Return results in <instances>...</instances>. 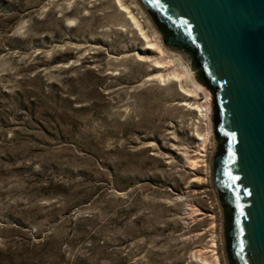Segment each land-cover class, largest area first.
<instances>
[{"label":"rangeland","instance_id":"rangeland-1","mask_svg":"<svg viewBox=\"0 0 264 264\" xmlns=\"http://www.w3.org/2000/svg\"><path fill=\"white\" fill-rule=\"evenodd\" d=\"M192 81L139 0H0V264H227Z\"/></svg>","mask_w":264,"mask_h":264},{"label":"water","instance_id":"water-1","mask_svg":"<svg viewBox=\"0 0 264 264\" xmlns=\"http://www.w3.org/2000/svg\"><path fill=\"white\" fill-rule=\"evenodd\" d=\"M213 95L211 176L227 264H264V0H139Z\"/></svg>","mask_w":264,"mask_h":264},{"label":"bare ground","instance_id":"bare-ground-1","mask_svg":"<svg viewBox=\"0 0 264 264\" xmlns=\"http://www.w3.org/2000/svg\"><path fill=\"white\" fill-rule=\"evenodd\" d=\"M118 2V1H117ZM122 5V4H121ZM120 6V5H119ZM125 7V6H124ZM123 9V8H122ZM130 16V18L132 19V20H134L135 21V19H134V17L132 16V15H129ZM138 27V26H137ZM145 37V36H144ZM146 38V37H145ZM148 39V38H147ZM158 40V39H157ZM151 41V40H150ZM150 41H148L147 40V44H146V46H145V48H147V49H151V48H153V45H156V43H153V42H150ZM157 46V45H156ZM163 49V48H162ZM164 50V49H163ZM161 58V57H160ZM169 61V60H168ZM160 62H162V61H160ZM165 63H167V62H165ZM158 65V64H157ZM177 69V68H176ZM161 74V73H160ZM168 74V73H167ZM173 77H179V76H182V75H189L190 74V71L188 70V68L187 67H184L183 69H181V72L179 73V72H177V71H172L171 73H170ZM166 76H168V75H166ZM171 76V77H172ZM162 77V76H161ZM175 79V78H174ZM178 79V78H177ZM178 81V80H177ZM192 85H193V88H192V90H190V92L191 93H194V91H197V90H200V89H202V86L199 84V83H197V82H195V81H192ZM207 91V90H206ZM193 97V96H192ZM208 98V100L210 99V97L208 96L207 97ZM202 106L203 105H201V104H196V105H194V107L193 108H195L196 110H198L199 111V113H203V115H205V113H204V111L205 110H209V103L207 102L206 103V108L205 109H202ZM202 136H200V138H199V145H201V147L202 148H204L206 145H207V141L210 139V137H209V133L208 132H206V133H203V134H201ZM212 135V134H211ZM200 157V159L199 158H193L191 161H189V163L191 164V165H195V164H197L198 162H203V155H201V156H199ZM216 242H215V239L213 238V237H211V239H210V241H209V243H208V245H207V248H208V251H193L192 252V255L194 256V257H196V258H198L199 259V261H201V262H203L204 264H220V258H219V256L218 255H216V251H215V248H216Z\"/></svg>","mask_w":264,"mask_h":264}]
</instances>
